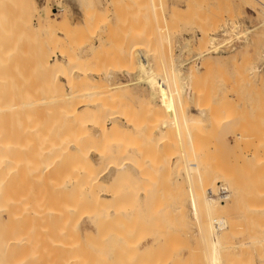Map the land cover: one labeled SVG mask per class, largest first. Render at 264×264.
Masks as SVG:
<instances>
[{"label": "bare ground", "instance_id": "obj_1", "mask_svg": "<svg viewBox=\"0 0 264 264\" xmlns=\"http://www.w3.org/2000/svg\"><path fill=\"white\" fill-rule=\"evenodd\" d=\"M83 1L84 0H82V2ZM136 2L138 1L136 0ZM60 4H63V3H60ZM48 6L49 5H47L46 7ZM152 7H153L152 10L155 11L154 5ZM25 8H23V10L22 9L20 10L24 11ZM61 8H60V14H58V13H54L50 6L46 8V10L40 9L37 6V8L35 9V11H37L36 14L38 16L37 21L35 22L32 16L30 15L31 13L28 12L30 13L29 15L31 17L28 19V14H27L26 15L27 18L24 17V20L22 19L23 21L22 24H24L27 28L31 30L36 29L35 31L45 30V29L51 30L52 28L55 29V28H61L62 26H68L72 23V20H73L71 17L72 13L70 11H66V8L63 9L62 5H61ZM26 9H29V8H26ZM105 9H108V8H105ZM25 11H28V10H25ZM88 13H85V14L87 15ZM177 13H180V12L178 11ZM262 15L264 16L263 13ZM144 17H147V16H144ZM144 17L143 19L142 18L139 19V17L136 18L137 20L139 19V22L136 25L133 24V27L131 29L130 27L128 28L130 29L129 31L119 36L121 37L120 39H118V41L121 40L119 41L120 45L123 48L124 46L127 47L125 50H123L122 48H118V47L116 48V46L114 48V45H117L118 41L115 38L116 36L114 37L112 36L113 38H111V36H108L109 33H106L107 28L103 29L104 32L103 30H100L102 33L98 32V35L96 33V35L93 38H90L89 40L87 39V42L83 41L84 42L83 45H78V44L72 45L71 38H63L57 35L58 37L56 36L53 41L47 42V46H48L47 48L38 50L39 61H40V62L38 61V63L45 71L46 83H47L46 85H48V89L50 91L49 95L44 96L43 94L42 97H39V98L32 97L30 98V100L20 99L19 101L20 103L18 102L17 106H14L13 103L10 104V108L14 109V111H17L20 108L19 113H20L21 118H22V113H23L22 109L27 106H30L35 110L33 112V115L34 113L36 114L38 110L48 111L49 113L47 116L49 117L55 114V117L54 115L53 117L51 116L52 119L48 125L47 123H45V121H42L43 119L41 120V122L40 120L36 119L35 122L32 123L33 125L31 127L29 128L20 127V163H19L20 165V169H19L20 170V175H19L20 176V197L19 198H20V222H22V224L23 223L27 224L26 222H28L30 218L36 221L39 220V221H44V222L46 221L50 222L49 223L50 225L49 228L51 232L50 243L52 246L55 247V256L57 258V261L59 262L56 264H121L119 262L120 260L121 262L123 260L122 264L131 263V259H133V257L130 258V263H129L128 258L127 259L122 258L124 257L123 256L124 254L122 255V257H120L121 256V252H120V255L118 257L116 253L118 252V245L124 244L126 243V241H128L125 236L131 235L133 238V235L131 233H133L134 230L131 233L129 232L130 230L127 233L124 231L126 234L124 235V232L123 231L121 232L120 228L123 226H126V227L129 226V229H130V226L132 227L131 221L134 218H132L133 216L131 215V213H133V211L135 210H133L132 208H128L130 207L129 205H131L129 201H128L129 202L128 206L125 205L126 207L125 209L124 207L118 208L121 206H116L117 204L116 200L117 201L119 200L120 195H121L120 192L119 194L116 193L117 189L115 188L114 191L109 193L110 197H107L104 194L105 192L103 193L102 191V188H104L103 185L105 184L102 185L103 182L101 180L103 178H106L107 175L108 176L110 175L112 178L115 177L114 180H117V177L119 178L118 175H121L120 178L123 177L122 175H124V177L126 175L130 177L133 174V171L134 173L136 172L135 175L138 174L137 171L141 173L143 172L145 173V170H147L145 169L147 165L146 163L143 164L144 162L143 160L142 161L140 160L142 159V155L145 153V150L147 149V147L140 145L138 143V137L140 133L141 135H140L139 140L142 139L143 142H145L148 147L150 146L154 150V152L152 153H156V154L152 156L153 157L157 156L156 158H153L155 159V161L157 160V162L155 163L154 161L153 163L155 166L160 165L162 167V170L164 169L172 170L173 167H175V169L178 167L177 164H175V166L173 165L174 161L172 157L174 155H177V159L180 162L183 159L182 158L183 155H186V156L188 155V157L193 161V165L197 170V175H193L190 171H185L184 175H181V176L183 177V181L187 183L186 187L183 185V187L185 188L184 190L188 188V191L194 192V194H196L195 198L197 202L199 203L198 204L199 212H200V215L202 216V221H203V230H204L203 236L205 240L204 242H206L205 246H206V251L209 254L208 256L210 259V264L227 263L225 261L226 258L224 256V252H225L224 250L227 249L226 243L227 241H230L231 239H233L232 237H235V235L233 234H236V231H238L237 229L242 228V227L240 228L235 227L237 224L236 225L235 223L233 224V221H232L233 219L232 216L234 214L232 216L230 214V212L233 210L232 208L233 204L234 206L236 205L235 201L241 198L240 193L242 191H241V186L238 181V178H236L235 175H232V174L230 175L228 171H226V174L228 172L229 175L224 176L222 175L223 173H221L220 171H216V170H213L211 167L207 168L205 166L206 163L204 164V161L202 159L203 155L199 152L200 146H202L201 143H200V146L197 145L198 151L196 150L197 146L195 145L199 143H197L198 141H196L197 138L195 139V136L197 137L196 135L197 133H195V131L197 130H195L193 126L194 125L197 126L198 124L201 125V123H204L206 121L207 116L209 114V113L207 114L209 104L211 105L210 106L211 108L214 107L212 106L214 105L212 104L213 102L208 103V104L206 102L207 95L205 96V94L207 92L206 91L207 86L204 85L205 83L204 80H206L209 76H214V74L216 76L218 75L220 76L223 73L227 72L228 73L227 76H224L225 74L222 75L225 79L222 76H221V79L223 78L225 81L227 79L228 81L226 82L227 83L226 87L228 89L232 88V91L235 90L232 87L236 85L237 82L235 81L238 79L240 80L243 77L245 78V75L248 72L249 65H246L244 62L247 63L248 61L250 64V62H253L252 60L254 59H260L263 62L264 49L263 48L258 49L256 47V40H255L254 34L252 33V26L247 24L246 21L241 22V21L232 20V21H229L227 24L223 22V25H222V21L217 22V21L207 20L209 19L207 17H206L207 19L201 18L199 22H197V29L199 31V35H196V36L198 37H195L194 35L187 36L184 33L176 38L174 37L172 38L171 34L166 33L167 31H165L164 33L161 31L159 33V40H157L158 38L155 37L156 32H152L153 30L151 29V27L149 29L148 24L150 22L147 21L148 18L144 20ZM219 17L220 16H218V18ZM159 18L160 16L158 17V19ZM149 20H151V17ZM164 21L167 22L168 20L165 19ZM166 22L164 24H166ZM105 24L107 23L105 22ZM109 24H110V21H109ZM113 26L114 25L109 26L108 30L110 29L115 30V27L113 28ZM165 27L169 28V25L168 26L165 25ZM163 28H164V25H163ZM163 28H160V29H163ZM90 34L92 33L90 32ZM108 37H110L112 41L114 40L116 41L115 43H111L112 45L113 44L114 45L112 47V52L110 51L111 58L115 60V62L112 61V63L109 64L110 65L109 67H106L104 65H99L98 67H96L95 63H97V65L99 64V59L102 57L103 52L106 51L105 40L106 38L108 39ZM97 39L99 41L98 44H97ZM237 39H240L241 41L244 42V44L240 48H237L235 46V40ZM154 40H155V43H154ZM156 40H157V43L160 41L161 43L160 45H162L161 48H159L160 47L159 44H158L159 47L156 44ZM9 45L10 43L8 45L6 43L0 49V53H2V57H3L2 59L3 61H5V59H11L14 55V52L16 51L14 48H12ZM98 45L99 46L101 45L100 46L101 48H99ZM250 47H252V49H250ZM230 48L236 49V52L231 55H228L224 51ZM108 50H107V53H108ZM190 57H193V61H191V63L187 66V61ZM91 60H93L92 63L90 62ZM127 60H131V62L133 61L136 63V68H134L135 65L133 66V62H132V65L130 63L131 65L130 68L133 67V69H135L134 71L132 69L129 70L127 68L130 66L128 63L129 61L127 62L128 66L126 65V63H124V61L126 62ZM197 60H200V64H197ZM86 61L89 62V64L91 63L92 65L91 64L88 65ZM257 61L255 62L257 63ZM93 62L95 63L93 64ZM85 63L87 65H85ZM245 66H247L246 73H245L246 71ZM250 68L256 71V70L261 69L262 67H260L259 65H252ZM252 70L251 71L249 70L250 73L254 72ZM122 77H125V80H123L124 78L122 79ZM246 78H247L246 79V82H247V80H249V77H246ZM239 80H238V84H239ZM242 83H244V81H242ZM239 87L237 86V89ZM52 90H57V91L59 90L58 94L57 95L51 94L53 93L51 92ZM214 90L213 92H215ZM210 94H213V93L210 92ZM234 94L237 95V93H234ZM205 97L206 99H204ZM135 99H138L137 102H139V106L136 107L137 109L139 108L138 110L134 106V104L136 105L134 101ZM231 99L232 98L230 97V100ZM225 100L227 101L229 100V93ZM227 101L225 102L223 100L222 102L224 104L222 103L223 104L222 106L225 107V104L228 105L232 102L231 101L230 103H228ZM191 104L197 106L199 111L198 112L192 111L189 106ZM215 107L217 108V106ZM220 107L221 106H219V108ZM235 107H237V105ZM226 108L227 107H225V109ZM139 110H141L145 114L151 113V114H154L153 116H155L156 114L159 115L158 119L156 117L158 122L156 120L157 123L155 124L154 128L146 130L144 129L146 123H142V121L140 122L137 121L136 115ZM168 112L169 114H166ZM6 113H9V112H6ZM160 115H161V122L159 119ZM225 115H226V112H225ZM227 115H229L228 112H227ZM223 116L221 115V117ZM10 122L12 123V121ZM153 122H155V120ZM224 122L225 120L223 121V123ZM228 122L234 123V120L226 119V123ZM11 123H10V126H11ZM45 124L47 126L46 129L44 128ZM172 127H175L180 135L183 131L185 135H188V137H185L183 136V133H182V136L185 137V140L187 141V143L190 144L189 146L193 147V149L192 147H190L192 150L191 151L189 149V152L191 151L190 153L187 152L188 148L185 149L187 154L184 153L185 151L181 148L182 146H180L179 144H178L179 145L178 149L175 147L177 149L175 154L172 155L171 149H169L168 151V145H169L168 137H170L168 135V132L169 134L171 133L170 129ZM43 129L45 130L43 131ZM72 130L74 131L77 130L79 132L78 136L71 137L70 134ZM177 131H175V133ZM44 132L45 134L47 133L46 136L44 135ZM208 132L209 131H207V133ZM233 133H234L235 144L238 145L237 147H243L241 146L242 144H245V147H246L247 143L245 140L248 139L249 135L246 137L244 130L242 131L241 128L239 129V131H237V129H234ZM186 138H188V140ZM249 138L251 139L252 137H249ZM250 139H248V142L250 141ZM263 140H264V137H263ZM261 143H263L262 146L260 145L259 146L262 149V147H264V142H260V144ZM227 144L229 145V143ZM187 146L188 145L186 144V147ZM1 147L2 145H0V149L2 151V148H4V146L2 148ZM260 148H259V151H260ZM203 149H206V148L203 147ZM256 152L257 151H255L254 153L256 154ZM5 154L7 155V153ZM138 154L139 155L141 154L139 156L140 158L138 157ZM263 155H264V150H263ZM4 156L1 155V160H0V200H1L0 201V216L6 210L7 206L5 205H7V203L3 199L8 197V194L10 193L8 187L11 184L12 179H14V177L12 178V175L10 174V172H7V169H8L7 164H8V161L10 160L11 155L8 154L6 157ZM242 156H244V154ZM163 157L165 158L164 159L165 161L161 159ZM246 157L244 156V158ZM227 158H225L226 162L227 160L230 162L229 157ZM253 158H256V157L254 156ZM258 159H260V157H258L255 160L258 161ZM263 159H260L261 163L257 162L258 164H255V166L258 167L259 164H264L262 162L264 161ZM151 164L152 163H150V165ZM230 164H231L230 166H232V163ZM149 168L151 167L149 166ZM154 168H157V167H154ZM47 169H49V172H46ZM162 170L160 168V172ZM178 172H179L178 173L179 175L177 176L178 177L177 182L181 183L182 177L180 176L179 170ZM255 172H256V169H255ZM43 174L47 175L46 177L47 180L44 179L45 175L43 176ZM135 175H134V178L135 177L136 179L139 178L138 176H135ZM144 175L146 176V174ZM40 176H42V178L44 177L43 178L44 181L42 178L40 179ZM145 176L143 177V179L144 178L147 179V176L146 177ZM30 178L33 179V183L27 184L26 180ZM153 178H156V176ZM38 179L42 180L45 183L46 190L47 189L49 190V188L51 189V191L49 190L50 194H48V192H45L46 190L43 191V189L42 191L44 192V194L42 193V195H39L37 193V190H36L37 184L35 185V182L37 183V181H39L40 184H43ZM140 179L142 178L140 177ZM111 181L112 180H110V182ZM146 184L145 186H143V190H142L143 193L147 192V190L149 189V187L146 186ZM182 184L183 183H181V185ZM45 185L43 187H45ZM48 185L49 187H47ZM251 185L252 184H250L249 186ZM112 186L113 185H111V188ZM150 187L152 188V186ZM176 188L178 189L179 187H176ZM159 189H161L160 186H159ZM222 189H225L227 191L226 195L221 194ZM108 190L109 189H106L105 191H108ZM172 190L174 189H171V192H173ZM142 191L138 192V194L141 193ZM244 192L246 193L247 191H244ZM173 195L174 194H172L171 196L173 197ZM157 204H155V206ZM9 206L10 205H8V207ZM237 207L235 208V210L237 209ZM7 209L10 210L11 208H7ZM168 210H170V208H168ZM192 211H194V209ZM255 211L256 210H254V212ZM199 212L197 211V214H199ZM220 212H223L224 215L226 212V216H223V214L221 215ZM251 212L253 211L251 210ZM7 213H8V210H7ZM5 214H6V211H5ZM9 214H10V211H9ZM219 214L221 216H218ZM228 215L231 217L229 218ZM257 216L259 215L257 214ZM125 217H128V219L130 217V219L128 220L127 223L124 224V222L127 221ZM2 218H4L3 215H2ZM13 218H16V217H12V219ZM123 218L126 219L125 221H123L124 225L122 224L121 226V224H118V223L116 225L115 223L116 225L115 226L114 224H112L115 221L119 222V220H122ZM1 220L3 219H1L0 217V223H2ZM15 220L16 219H14L13 221ZM229 220L231 221L230 223H232L230 225H229ZM240 220L242 219H239V221ZM11 221H12L11 219L10 221L8 220L9 223ZM61 221L63 222V224L61 223ZM175 223H178V221ZM24 224H23V229L21 230V233H20V235H22L24 239L22 240V242L19 243L20 246L18 245L21 248L20 249L17 248V249L20 250V255H19L20 259L22 257L21 255L25 253L24 255L25 258L20 260V264H32V262H30L31 255L28 252L30 248L29 239L31 236L32 227H28V225H24ZM106 224L107 225L110 224V226H107ZM118 225L121 227L118 228L119 227ZM232 225H235L234 226L235 229H233L234 227ZM105 226L107 228L109 227V229H103V227L105 228ZM41 228H44V225H41ZM172 229L170 231H172ZM123 230H127V229H123ZM123 236L126 241H117L118 238H123ZM5 238H6V243L10 245L16 240L17 237L9 234ZM261 239L262 238H257L253 240L254 241L258 240V243L260 244L259 241H261V243L263 242V239L262 240ZM174 240L176 239L174 238ZM131 241L133 240L131 239ZM137 241L138 239L134 242L137 243ZM1 242L2 244L0 245L1 246L4 245L3 241H0V243ZM155 242L158 243L157 240ZM132 243L133 242H131V244ZM249 243L250 242L246 244L249 245ZM162 244H159L161 245L159 247H162ZM142 247H145V246H142ZM134 248L137 249L136 247ZM3 249H2V253H3ZM5 249H8V248H6L5 246ZM21 249L27 250V253L26 251L22 252ZM135 249L133 253L136 251ZM258 249L260 250L259 247ZM141 250H144V249H141ZM159 250L162 251L163 249L160 248ZM6 251L8 252V250H5L4 252ZM149 251H146V252H149ZM222 251L224 252L222 253ZM232 251H235V250L232 249ZM232 251H229L230 254ZM4 254L6 255L7 253H4ZM28 254L30 256H28ZM225 255H228V252L227 254L225 253ZM4 258H6V256L3 257L2 259L0 258V262L3 261V264L5 260ZM135 259H137V257ZM60 260L62 261L60 262ZM153 262L155 263V261H152V263ZM160 262H161V258H160ZM0 264H2V262ZM50 264H55V262L52 260ZM133 264H135V262ZM156 264H161V263L158 262Z\"/></svg>", "mask_w": 264, "mask_h": 264}, {"label": "rangeland", "instance_id": "obj_2", "mask_svg": "<svg viewBox=\"0 0 264 264\" xmlns=\"http://www.w3.org/2000/svg\"><path fill=\"white\" fill-rule=\"evenodd\" d=\"M12 1H13V3H12ZM137 1L138 2H136V0H84L83 2H82V0H0V2H2V3H0V49L6 43H7V45L10 43L9 46H11L12 48H14L16 50L11 59H5L6 62L2 60L3 59L2 53H0V145H2V147L4 146V148L1 147L2 151L0 149V160H1V155L4 156L5 153H7V155L8 154L11 155L10 160L8 161V164H7V167L9 169V171L7 169V172H10V174L12 175V178L14 177V179H12V182L8 187L9 192L11 194L8 192L9 193L8 197L3 199L7 203V205H5V206H7L6 210H5L6 214H5V211L3 214L1 213L5 219L2 218V215L0 216L1 219H3V220H1L2 223H0V241H3L4 245L6 244L5 245L6 248H8V249H5L4 245H2V246L0 245L1 246L0 247L1 248L0 253H2V249L4 248L3 253H2L3 255L0 254V256H1L0 258L2 259L3 257L6 256V258H4L5 259L4 264H12V263L13 264H16V263L20 264V260L25 258L24 257L25 253L24 254L21 253L22 257H21V259L19 258L20 250H18L21 248V247H19L20 246L19 243L22 242V240L24 239L22 237V235H20L21 230L23 229V224H24V223L22 224V222H20V198H19L20 197V176H19L20 175V170H19L20 169V165H19V163H20V127L29 128L33 125L32 123H34L36 119L40 120V122L43 119L42 121H45V123H47V125H48L51 122V119H52L51 116L53 117V115H54V117H55V114L51 115L50 117L47 116L49 112L43 111V110H38L36 112V114L34 113V115H33V112L35 110L32 107L27 106V107H24L22 109L23 113H22V118H21L20 113H19L20 108L17 111H14V109L10 108V104L13 103L14 106H17V103L20 101V99L30 100V98H32V97H37V98L42 97L43 94H44V96L49 95L50 91L48 89V85H46L47 83H46L45 71L38 63V61H39L38 50L47 48L48 47L47 42L53 41L55 39V37L57 35H59V37L71 38V44L72 45H77V44L83 45L84 42H87V39L89 40L90 38H93L96 35V33L98 35V32L100 33L101 32L100 30H103L105 28H107L106 33H109V35L108 34L107 35L111 36V38L116 36L115 38L118 41V39L121 38V37H119L120 35L129 31L133 27V24L136 25L139 22V19H141V18L143 19L144 16H147V17H144V20L148 18L147 21L150 22L149 24L151 25L150 26L148 24L149 29L151 27V29L153 30L152 32H156L155 37L158 38L157 40H159V33L161 31L163 33L165 31H167L166 33L171 34L172 38L173 37L176 38V37H178L184 33L187 36L194 35L195 37H198V36H196V35H199V31L197 29V22H199V20L201 18H203V19L209 18L207 20H212V21H217V22L222 21V25H223V22H225L227 24L229 21H232V20L233 21H241V22L246 21L247 24L252 26V33L254 34V37L256 40V47L258 49H260V48L264 49V16L262 15V13L264 14V0H137ZM60 3H63V4H60ZM83 3L87 8L83 5ZM47 5H49L51 7V9L54 13H58V14H60V8L62 5L63 9L66 8V11H70L72 13V16H71L73 19L72 23L68 26H62L61 28H55V29L52 28L51 30L45 29V30H37V31H35L36 29L31 30V29L27 28L24 24H22L23 23L22 19L24 20V17H26L27 14H28V19L32 16L33 20L36 22L38 16L36 14L37 11H35V9L38 6L40 9L46 10V8L49 7V6L46 7ZM153 5L155 7V11L152 10ZM105 6H107V7H105ZM25 7L29 8V9H26ZM23 8H25V10H28V11L24 10L26 14L24 13V11H22ZM67 8H68V10H67ZM105 8H108V9H105ZM20 9H22V10H20ZM173 9H175V10H173ZM85 10H86V12H85ZM141 10H143V11L145 10V11L143 12ZM178 11L180 13H177ZM28 12H30L31 14ZM88 12H90V13H88ZM145 12H146V14H145ZM85 13H88V14L86 15ZM211 14H212V16H211ZM159 16H160V18L158 19ZM218 16H220V17L218 18ZM138 17H139V19L137 20L136 18H138ZM150 17H151V20H149ZM163 19L168 20L169 23H168V21L166 22ZM109 21H110V24H109ZM105 22L107 24H105ZM165 22H166V24H164ZM145 23H147V22H145ZM108 25L109 26L114 25L113 28L115 27V30L114 29L108 30V27H109ZM163 25H164L165 29L163 28ZM165 25L166 26L169 25V28L168 27L166 28ZM129 27H130V29H128ZM160 28H163V29H160ZM90 32L92 34H90ZM103 32H104V30H103ZM113 34H115V35H113ZM109 38L110 37H108V39L106 38V40H105L106 51L103 52V55L100 58L101 60L99 59V64L97 65V63L93 62V64L95 63L96 67H98L99 65H104L106 67H109L110 66L109 64H111L112 61L115 62V60H113L111 58L110 51L112 52V47L114 45V44L112 45L111 43H115L116 41L114 40L115 38L113 39L114 41H112V39L111 38L109 39ZM157 40H156V44L160 45L161 44L160 41L157 43ZM119 41H121V40H119ZM119 41L117 42V45H114V48L116 46V48L118 47V48H122L123 50H125L127 47L124 46V48H123L120 45ZM98 42L99 41L97 39V44H98ZM236 42L237 43L239 42V43L237 44ZM154 43H155V40H154ZM243 44H244V42L241 41L240 39L235 40V46L237 48L242 47ZM159 45H158V47H159ZM100 46L98 45L99 48H101ZM108 46H109V48H108ZM161 47H162V45H160L159 48H161ZM250 49H252V47H250ZM107 50H108V53H107ZM125 52H127V51H125ZM224 52L228 55H231V54L236 52V49L230 48ZM92 61L93 60H91L90 62L92 63ZM191 61H193V57H190L188 59L187 66L191 63ZM252 61L253 62H250V64L248 61H247L248 64L246 62H244V63L246 65H249L250 67L252 65H259L262 68L255 71V70H252L248 66V72H249L248 73L247 68H246L247 66H245V68H246L245 73L247 72V74L245 75V78L243 77L240 80L238 79L239 84H238V80L235 81V82H237L236 85H234L235 82L233 83L234 86H232V87L235 89V90H233L234 92L232 91V88L228 89L226 87V84H227L226 82L228 80L226 79V81H225L224 80L225 78L222 76L224 74H225L224 76H227L228 75L227 72L223 73V74L221 73L222 75H220V76L218 75L219 77L214 74V76H209L206 80H204L205 81L204 85L207 86V88H206L207 92L205 94V96L207 95V101L206 102H207V104L213 102L212 104H214V105H212V106H214V107L217 106V108L216 107L211 108L210 107L211 105L209 104L208 110H207V114L208 113L209 114L207 116L206 121L204 123H201V125L198 124L197 126H195V125L193 126L194 129L197 130V131H195V133H197L196 134L197 137L195 136V139L197 138L196 141H198L197 143H199V144H196V142H195V144H196L195 146H197V145L200 146V143H201V145L204 148H206V149H203V147L200 146V150H199V152L205 157L204 158L202 156L204 164L206 163L205 166L207 168L211 167L213 170L220 171L221 173H223L222 175H224V176H226V175L228 176L229 174L235 175V177L238 178V181H239L240 186H241L242 192L240 193V197L242 199L239 198L237 201H235L236 205L234 206V204H233V206H232L233 210L230 212V214H231V216L234 214L233 215L234 217L232 216V218L234 220L232 219V221H233V224L234 223H235V225L237 224L236 226L235 225H232V226L233 227L235 226L236 228H240V227H242V228H240L241 230L237 229L238 231L235 230L236 234H233V235H235V237H232L233 238V239H231L232 241L229 239L231 241V243H230V241H227V243H226L227 249L224 250L225 252L222 251V253L224 252L225 258L227 259V260L225 259V261L227 262L225 264H231V263L232 264H234V263L235 264L236 263L237 264H264V248H263L264 247L263 246L264 235H262V234H264V193H263L264 192V178H262V177H264L263 176L264 175V173H263L264 172V164H259L258 167L255 166V164H258L259 162L261 163L260 159L264 158L263 157L264 156L263 155V150H264L263 148L264 147H262V149L260 148V146H262V144H263V143L260 144V142H264V140H263V137H264V60H263V62L260 59H254ZM255 61H257V63ZM127 62L129 63V65H130V63L132 65L133 61L132 62H131V60H127L126 62L124 61V63H126V65L128 66ZM86 63L88 65L91 64V63L89 64V62H87V61H86ZM86 63H85V65H87ZM120 63H122V62H120ZM197 64H200V60H197ZM131 65L127 68L129 70L132 69L134 71L135 69H133V67L130 68ZM134 65H135L134 68H136L135 62H133V66ZM249 70L250 71L252 70L254 72L250 73ZM221 76L224 79L223 78L221 79ZM246 77H249V80H247V82H246V79H247ZM122 79L125 80V77H122ZM215 81H217V82H215ZM242 81H244V83H242ZM20 84L22 85V87ZM211 84H213V85H211ZM237 86L238 87L240 86V87L237 89ZM36 88H37V90H36ZM214 89H216V90H214ZM43 90H45V91H43ZM213 90L215 92H213ZM58 91L52 90L51 92H53V93H51V94L57 95ZM210 92L213 94H210ZM224 93H226V94H224ZM228 93H229V100H230V97L233 99V100L232 99L230 100V102L232 101L231 103L229 102V100L228 101L225 100L226 97L228 96ZM234 93H237V95ZM34 94H36V95H34ZM27 95H29V96H27ZM8 98H10V99H8ZM204 99H206V97ZM223 100L225 102L227 101L228 103H230L228 105L225 104V107H227L228 109L227 108L225 109V107L222 106L224 104L222 102ZM134 101L136 103V105L134 104V106L136 108L137 106H139V102H137L138 99H135ZM218 105L221 107L219 108ZM236 105H237V107H235ZM189 106H190V109L192 111H194V112L199 111L197 106H195L193 104H191ZM222 108H223V110H222ZM212 110L213 111L215 110V111L213 112ZM6 112H9L11 114L6 113ZM225 112H226V115H225ZM227 112L233 118H231L229 115H227ZM166 114H169V112ZM153 115L154 114H151V113L145 114L141 110H139L137 112L136 117H137L138 122L142 121V123H146L144 129L149 130L151 128H154L155 124L158 122L157 119H158L159 115H157V114L155 116H153ZM221 115L222 116L225 115V116L221 117ZM156 117H157V119H156ZM148 119H149V121H148ZM159 119L161 122V115H160ZM226 119H232V120H234V123H232L233 121L226 123ZM143 120H144V122H143ZM154 120H155V122H153ZM156 120H157V122H156ZM224 120H225V122L223 123ZM10 121H12V123ZM150 121H152V122H150ZM14 122H16V123H14ZM10 123H11V126H10ZM20 123L22 126L20 125ZM256 123H258V124H256ZM151 124H152V126H151ZM153 124H154V126H153ZM234 124H236V125H234ZM12 125H13V127H12ZM211 125H212V127H211ZM233 125L235 126V128ZM44 126H45L44 128L46 129V127H47L46 124ZM149 126H151V127H149ZM204 126H206V127H204ZM240 128L242 129V131L244 130L246 137L249 135L248 139H250L249 137H252L249 142H248V139L245 140L247 143L246 147H245V144L241 145L243 147H237L238 145H236L235 141H234L235 139H234L233 130L237 129V131H239ZM45 129H43V131ZM175 131H177L176 128L172 127L170 129L171 133L169 134V132H168V135L171 137V138L168 137V142H169L168 151H169V149H171L172 155H173V154H175L176 150L178 149V146L180 145V146H182L181 148L185 151L184 153H186V150H185L186 148H188L187 152L190 153L192 151L190 147H192V146H189L190 144L187 143V141L185 140V137H188V135H185L183 133L184 132L183 131L182 132L183 136H185V137H183L182 133L180 135L178 133V131L176 133H175ZM207 131H209V132L207 133ZM77 132H78L77 130L76 131L72 130L70 136L71 137L72 136H78L79 132L78 133ZM210 132H212V133H210ZM225 132H227V133H225ZM185 133H186V131H185ZM209 133H210V135H209ZM46 134L44 132L45 136H46ZM171 134H172V136H171ZM140 135H141V133L139 134V137H138V143L140 145L147 147V149H146L147 151L145 150L144 154L141 153V154H143L142 159L141 160L139 159L140 161L143 160L144 161L143 164L146 163V165H147L146 168L144 167L145 169H147V170H145V173L143 171H142L143 173H141V172H138L136 170L138 174L135 175L136 172L134 173V171H133V174L131 175L132 177L130 176L131 178L128 175H126L127 177L125 176L126 178L124 177V175H122L123 177L120 178L121 175H118L119 178L117 177V180H114L115 177L112 178L110 175L109 176L107 175L108 176V177L106 176L107 179L103 178L101 180L103 182L102 185L105 184V185H103L104 188L109 189L108 190L109 192H108V191H105L106 189L102 188L103 193L105 192L104 194L107 197H110L109 193L114 191L115 188L117 189L116 193L119 194V192H120V194H121L120 198L118 201L116 200V203H117L116 206H121L118 208L124 207V209H125L126 208L125 205L128 206V204L130 202L131 205H129L130 207H128V208H132L133 210H135V211H133V213H131V215L133 216L132 218H134V219L131 221L132 227L130 226V229H129V226L128 227H126V226L121 227V226L123 224V221H125L127 219V221L124 222V224L127 223L131 216L129 217V219H128V217H125L126 219L123 218L122 220H119V222L115 221L112 223L114 225H115V223H116V225H117V223L121 224V226H119V225H118L119 227L117 226L118 228L121 227L120 228L121 232L125 231L127 233L130 230L129 232L131 233L134 230V232L131 233L133 235V238L131 235L125 236L128 241H126L124 239V236H123V238L117 239V241H126V243L118 245V252L116 253V255H118V257H119L120 252H121L120 257H122V255L124 254L123 255L124 257H122V258H126V259L128 258L129 263H130V258L133 257V259H131L130 264H133L134 262H135V264H136V262H137V264L139 262H140L139 264H145V263L146 264H156L158 262L161 264H163V263L164 264H210V259L208 256L209 254L206 251V246H205L206 242H204L205 240H204V236H203L204 235L203 221H202V216L200 215V212H199V206H198L199 203L197 202V200L195 198L196 194H194V192L188 191V188L186 189L187 191L184 190L185 188L183 187V185L186 187L187 183L183 181V177L181 176V175H184L185 171H190L193 175H197V170L193 165V161L188 157V155L187 156L183 155V157H182L183 159L180 162L177 159V155H174L172 157V159L174 161L173 165L175 166V164H177L178 167L176 169H175V167H173L172 170L171 169L162 170V167L160 165L159 166L154 165L153 162L155 161V159H153V158H156L157 156L153 157L152 155H154L156 153H152V152H154V150L150 146L148 147L146 145V143L143 142L142 139L139 140ZM212 135H213V137H212ZM217 138H219V139H217ZM186 139L188 140V138H186ZM184 142L188 145L187 147H186V144ZM226 142L229 143V145ZM7 146H9V147H7ZM196 148H197L196 150L198 151V146ZM259 148H260V151H259ZM189 149L191 150L190 152H189ZM192 149H193V147H192ZM202 149L204 150V152ZM3 150H5V151H3ZM253 151L254 152L257 151L256 154ZM15 152H16V154H15ZM242 153L244 154L245 157L246 156L247 157L244 158V156H242L243 155ZM252 154H253V156H252ZM7 155L5 154L4 157H6ZM140 155L138 154V157ZM257 155H259V156H257ZM254 156L256 158H253ZM227 157H229L230 162L227 160V162H229V163L226 162L225 158H227ZM258 157H260V159H258V161H256L255 159H257ZM17 158H18V160H17ZM12 159H13V161H12ZM161 159L164 160L165 158L163 157ZM156 162H157V160L155 161V163ZM262 162L264 163V161H262ZM150 163H152V164L150 165ZM230 163H232V166H230L231 165ZM225 164H227V165H225ZM149 166L151 168H149ZM154 167H157V168H154ZM160 168L163 172L162 171L160 172ZM255 169H256V172H255ZM178 170L180 171V176L182 177V182H181V183H183L182 185H181V183L177 182V178H178L177 176L179 175ZM226 171H228L229 174H228V172L226 174ZM46 172H49V169H47ZM150 173H152V174H150ZM144 174H146L147 179H145V178L143 179V177L145 176ZM44 175H45V178L44 177L43 178L45 180H47V178H46L47 175L43 174V176ZM134 175L138 176L139 178H137V179H136V177L134 178ZM50 176H51V174H50ZM155 176H156V178H153ZM48 177H49V175H48ZM140 177L142 179H140ZM41 178H42V176H40V179ZM40 179H38V180H40ZM44 179H43V181H44ZM48 179H50V178H48ZM105 179L107 180V182ZM110 180H112V181L110 182ZM113 180L116 182H114ZM154 180H155V182H154ZM26 181H27V184L33 183L32 178L27 179ZM40 181L43 184H40V182L37 181V183L35 182V185L37 184V189H36L37 193L39 195H42V193L44 194L43 191L46 190V185L42 180H40ZM147 181H148V183H147ZM46 182H48V181H46ZM49 182H51V181H49ZM111 183H113V184H111ZM155 183H156V185H155ZM258 183H260V184H258ZM145 184H146V186L149 187V189L148 190L146 189L147 192L143 193L142 190H143V186H145ZM152 184L154 185V187ZM250 184H252V185L249 186ZM44 185H45V187H43ZM111 185H113L112 188H111ZM115 185H116V187H115ZM149 185L152 186V188ZM159 186L161 189H159ZM258 186H259V188H258ZM47 187H49V185ZM176 187H179V188L177 189ZM42 189H43V191H42ZM171 189H174V190H172L173 192H171ZM49 190L51 191L50 188H49ZM49 190L47 189L45 192H48V194H50ZM146 190H144V191H146ZM160 190H162V191H160ZM243 190L247 191V192L245 193ZM140 191H142V192L138 194V192H140ZM242 193H244V194H242ZM251 193H252V195H251ZM259 193H260V195H259ZM172 194H174L173 197L171 196ZM161 196H163V197H161ZM107 199H109V198H107ZM156 199H157V201H156ZM152 204H153V206H152ZM155 204H157V205L155 206ZM8 205H10V206L8 207ZM180 206H182V207H180ZM236 207H237V209H236L237 211L235 210ZM7 208H11V209L9 210ZM168 208H170V210H168ZM152 209L153 210L155 209V210L153 211ZM193 209H194V211H192ZM7 210H8V213H7ZM251 210L253 212H251ZM254 210H256L257 213H256V211L254 212ZM9 211H10V214H9ZM197 211L199 212V214H197ZM220 214L221 215L223 214V216H226V212H225V215L223 212H220ZM220 214L218 216H221ZM257 214L259 216H257ZM261 214H263V215H261ZM149 215H150V217H149ZM231 216H229V218ZM12 217H16V218L12 219ZM10 219L12 220L11 222L13 224L11 222L10 223L8 222V220L10 221ZM14 219H16V220L13 221ZM239 219H242V220L239 221ZM6 220L8 223L6 222ZM35 221L36 220L30 218L28 220V222H26L27 224H24V225H28V227H32L31 236L29 239L30 248L28 251L29 254L31 255L30 256L28 254V256H30V262H32V264H50L51 261L53 260L55 262V264L59 263L57 261L56 256H55V247L52 246L50 243V236H51V232H50V228H49L50 222H47V221L44 222V221H39V220L36 222ZM121 221H122V223H121ZM168 221H169V223H168ZM174 221L175 222L178 221V223L180 225L178 223H175ZM230 222L231 221L229 220V225L232 224ZM61 223L63 224L62 221H61ZM7 224H9V225H7ZM41 225H44V228H41ZM107 226H110V224H108ZM182 227H183V229H182ZM187 227H188V229H187ZM235 227L233 229H235ZM103 229H109V227L107 228L105 226V228L103 227ZM123 229H127V230H123ZM167 229L169 231L172 229V231L169 232ZM125 232H124V235H126ZM9 234L17 237L16 240L10 245H8L6 243V238H5ZM180 234H182L184 237ZM170 237L171 238L174 237L176 240H174V238L171 239ZM181 237H183L184 239ZM257 238H262L263 242L261 243V241H259L260 242V244H259L258 240H260V239H258V240H256L258 243L257 244L256 241H254ZM131 239L133 241H131ZM137 239H138V241H137V243H135L134 241H136ZM4 240H5V242H4ZM156 240L158 241L159 244L163 243L162 247H164V248L159 247L161 245H159L157 242H155ZM131 242H133V243L131 244ZM172 242L174 243V245ZM248 242H250L249 245H247ZM0 244H2V242ZM167 244H168V246H167ZM154 245H155V247H154ZM231 245H233V246H231ZM16 246H18V247H16ZM142 246H145V247H142ZM156 246H157V248H156ZM134 247H136V248L138 247L139 249L138 248L135 249ZM146 247L149 249H147ZM258 247L260 248V250L258 249ZM132 248H134L136 250L134 253H133L134 249H132ZM140 248L144 249V250H141ZM150 248L152 251L150 250ZM160 248L163 250L162 251L159 250ZM232 249L235 251H232ZM5 250H8L9 253L7 251L4 252ZM21 250H22V252L26 251V253H27V250H25V249L24 250L21 249ZM137 250H139V251H137ZM18 251H19V253H18ZM146 251H149V252H146ZM229 251H232L231 254L234 257L230 254ZM129 252H131V253H129ZM227 252H228V255H225V253L227 254ZM4 253H7V254L5 255ZM235 253H236V255H235ZM128 254H130V255H128ZM135 256L137 257V259H135L136 258ZM160 258H161V262H160ZM230 258H231V260H230ZM134 259H135V261H134ZM143 259L145 260V262ZM151 259H153V260H151ZM164 260H165V262H164ZM234 260H235V262H234ZM61 261L62 260H60V262ZM152 261H155V263L154 262L152 263ZM1 262L3 264V261H1ZM119 262L122 264L123 260H122V262H121V260Z\"/></svg>", "mask_w": 264, "mask_h": 264}, {"label": "built area", "instance_id": "obj_3", "mask_svg": "<svg viewBox=\"0 0 264 264\" xmlns=\"http://www.w3.org/2000/svg\"><path fill=\"white\" fill-rule=\"evenodd\" d=\"M226 192H227V191H226L225 189H222V190H221V194L226 195Z\"/></svg>", "mask_w": 264, "mask_h": 264}]
</instances>
